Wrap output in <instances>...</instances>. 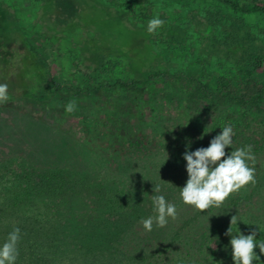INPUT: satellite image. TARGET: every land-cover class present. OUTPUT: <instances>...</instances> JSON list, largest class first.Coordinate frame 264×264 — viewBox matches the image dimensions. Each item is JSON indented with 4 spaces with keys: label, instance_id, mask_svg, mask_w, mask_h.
I'll return each mask as SVG.
<instances>
[{
    "label": "rangeland",
    "instance_id": "374dc122",
    "mask_svg": "<svg viewBox=\"0 0 264 264\" xmlns=\"http://www.w3.org/2000/svg\"><path fill=\"white\" fill-rule=\"evenodd\" d=\"M231 1L241 6L264 7V0ZM138 2H146L151 11L148 15L156 13L159 18H171L178 25L174 28L178 31L176 36L168 34L162 39L158 30L155 31V52L159 57L153 63L155 53L152 51L150 33L138 28V24L132 21L129 23L122 10L116 9V12L109 8L107 10L110 13H105L95 7L96 0H0L1 26L5 31L10 30L11 25L17 28L11 33L13 55L4 46L5 53H9L4 56L8 64L3 69L5 75L0 69V83H7L9 88L15 90V70L12 71V67L15 65L16 68L22 61L21 58H27V54L19 51L17 46L25 38H29L30 43L40 52V57L47 61L50 78L59 85L57 94L51 99L36 101L19 96L16 101L0 105V171L7 174L9 179L11 176L14 179L26 174L60 177L55 182L63 186V190H77L75 197L72 193L64 195L68 197V201L63 210L68 209L70 212L74 209L78 218L85 208H94V199L90 202L87 201L88 198L84 200V206L74 202L81 197L82 189L87 183L91 185V193L104 189L117 196L136 192L140 197H145L155 185H159L161 190L173 187L179 191V194L174 192L175 199L171 190L164 197L167 202L176 206V218L169 217L167 226L163 228L157 227L155 223L153 226L157 231L155 237L159 239L160 235L169 237L172 232L180 231V226L185 223L184 232L178 238L180 248L179 251L176 250L174 264H234L233 256H212L211 237L207 241H201L196 234L209 227L215 215H220L222 219L227 217L229 223L232 216L237 214L226 207L233 203L239 204L240 208L245 206L247 197L251 195V187L255 184L245 185L231 193L222 205L213 204L201 212L195 206L184 204L180 197V188L185 186L188 179L187 162L183 156L186 151L208 147L210 141L220 134L222 127L231 126L234 132L233 142L225 150L226 154L230 155L233 150L244 148L242 143L245 140H252L247 146L252 147L255 161L250 160L248 163L255 171L264 173V99L242 105L234 99L222 96L209 100L204 94L198 93L191 79L199 78L215 92L217 79L233 71H230L228 54L227 58L222 57L224 54L216 56L212 49L210 54L205 47L207 40L198 31L205 28L207 20L195 7L199 6L201 11L210 7L223 13L222 22L215 29L208 30L207 34L211 33L216 38L223 39L238 25L243 31L257 35L254 45L258 48H255L256 53L262 55L263 60L255 70L252 80L246 79V85L235 93L240 96L256 93V85L260 86L264 80V13L245 15L214 0ZM141 16H138V22L142 21ZM81 25L87 26L89 40L86 44L91 51L100 49L103 52L127 56L132 70L138 75L142 74L141 69H148L152 65L167 72L179 73L181 78L172 80L171 83L161 80L152 88L144 87L146 91L136 97L128 91L114 94L110 88L75 92L70 87L87 86L82 83L83 74L99 67L97 57L87 48L83 64L80 62L76 67L70 66L68 59L54 60L50 54V44L57 45L62 42L67 46L69 42L63 40V36L58 43L54 39L48 41V36L60 35L61 29ZM80 30L82 33H76L79 42L84 38V29ZM220 49L225 47L222 45ZM60 51V56L65 54L63 49L60 48ZM114 72L123 73L125 78L129 76L128 70ZM102 85H107V81H103ZM73 100L76 104L75 110L67 113L65 106ZM120 123L125 124L124 129ZM118 129L122 130L119 132ZM137 135L145 139L142 152L134 151L125 143L127 139L124 137ZM19 192L23 193L24 190L20 189ZM59 194L61 193L58 192L57 195ZM262 195L264 192H259L254 197V203L264 207ZM39 196L35 195L32 200L37 202ZM84 197L85 195L82 198ZM49 204L55 207L57 202L52 200ZM115 204L122 206L119 200ZM29 205L32 206L33 203L26 204L25 207ZM146 207L152 212L149 216L136 220L139 230L142 219L156 215L149 203ZM222 207L226 216H222L223 212L219 210ZM37 210L24 213H28L30 219H36L37 213H43V209ZM258 219L264 221V213L259 214ZM237 223V234L245 235L246 232L254 231L246 224V218L241 221L237 215ZM144 230L141 229V232ZM135 234L132 235V240L128 241L127 234L121 239L124 252L132 251V246L142 241V234ZM196 239L202 244L195 245L198 243ZM139 253L144 254L143 250ZM71 256L68 253L65 258L70 260ZM69 263L63 258L62 264ZM253 264H257L256 261Z\"/></svg>",
    "mask_w": 264,
    "mask_h": 264
},
{
    "label": "trees",
    "instance_id": "16d2710c",
    "mask_svg": "<svg viewBox=\"0 0 264 264\" xmlns=\"http://www.w3.org/2000/svg\"><path fill=\"white\" fill-rule=\"evenodd\" d=\"M214 1L245 15L264 13V7L262 6H241L231 0ZM96 4L97 6L95 7L103 10L105 13H110L107 10L109 8L116 12H118L116 9L122 10V13L129 19V23L132 21L138 24V28L146 31L148 22L157 16L156 13H153L151 16L148 15L151 12L149 6L146 5V2L140 4L138 0H96ZM189 6L190 9H193L192 5ZM152 8H154V5ZM195 8L199 9L200 15L207 20V23L204 25L205 28L199 30L198 33L204 37L203 39L207 40L205 47H207L208 52L211 54L212 49L216 56L224 54L222 56L223 58H227L226 55L228 54L230 56L229 62L231 63L230 71H233L217 79V89L215 92H212L199 78L191 79L198 93L200 95L201 93L204 94V97L209 100L222 96L227 99H234L242 105L261 102L264 99V80L260 86L256 85L257 92L254 94L241 96L235 94L238 92V89L246 85V79L252 80L255 70L260 67L263 60V56L256 53L258 48L254 45L257 40V35L247 33L243 31L244 29L241 26L236 25L226 38H216L211 33L207 34L206 32L215 29L219 25V22L224 18L222 11L217 12L210 7L202 9L203 11L200 10L199 6ZM138 16L142 17V21H137ZM160 19L164 21V24L157 30L162 39L167 37L168 34L171 36L178 34V31L174 29L178 27L177 23H174L171 18L166 19L160 17ZM86 27L85 25H81L64 30L61 29L60 35L48 36V41L54 39L58 43L59 39L63 36L62 39L69 42L67 46L65 43L62 44V42L57 45L50 44V54L54 60L57 59L59 61L58 59H64L67 61L68 59L67 62L72 67H76L80 62L83 64L82 62L86 58L85 49L89 47L86 44V41L89 40ZM9 28L10 30L5 31V28L0 24V69L2 72L8 64L4 59L5 54L10 53L13 55L14 53V48L11 47L13 45L11 33L17 28L15 25H11ZM81 28L84 29L82 34L84 38L79 42L77 36L80 33L77 32H81ZM8 32H10L9 36H6ZM154 33L150 34L152 51L155 53V58L152 63L159 57L155 52L156 46L154 42L156 40H154ZM222 45L225 47L223 49L224 51L220 49ZM4 46L8 47L9 53H5ZM17 47L19 51L27 54V58H21L22 61L19 62L16 68L13 65L12 71L15 70L13 79L15 90L8 87V100L7 102H0V105L16 101L19 96L36 101L55 97L59 85H56L54 80L50 78V74L47 71V61L40 57L38 49L30 43L29 38H25V41ZM53 47L54 49H52ZM60 48L63 49L64 55L60 56ZM87 50L97 57L99 67L96 70L93 69L83 74L82 83L87 86L70 87L75 92L83 89L92 92L94 90H101L102 88H110L113 89L114 94L128 91L133 94V97H136L142 94L143 91H146L144 87L152 88L160 83L161 80L171 83L172 80L181 78V74L179 73H174L173 71L167 72L152 65L148 69H141L140 72L142 74L138 75L132 70L131 61L127 60L128 58L125 55L113 54L107 51L103 52L100 49L91 51L88 48ZM206 58L208 57L206 56ZM115 70H128L129 76L125 78L123 77V73L116 74L114 72ZM3 75H5L4 72ZM103 81H107V85H102ZM124 128L125 124H123ZM118 130L120 132L122 129ZM124 138L127 139L125 143L129 147H132L134 151H144L145 139L141 135ZM250 141L252 140H245L242 144L247 146V144H250ZM248 162L250 160L246 163L248 167L252 168V165ZM58 178L60 177L56 175H46L43 177L41 174H26L25 176L20 175V178L15 177L14 179L11 176L9 179L7 174L0 171V199L2 201L0 203V246L6 242L9 233L16 228L20 229V239L17 244L18 256L15 264H62L63 258L65 261H69V264L175 263V253L180 248L178 238L184 232L185 223L180 226V231L176 230L172 232L169 237L160 235V238L157 239L155 237L157 235L156 227L153 226L151 232H147L146 230L141 232L143 227L140 224L139 230L136 221L138 218L147 217L151 214L152 211L146 207L148 203L150 208L154 210L152 202L153 195L165 196L171 190L175 199V193L179 194V191L175 190V188H168L166 186L167 188L165 190L162 189L158 193L152 190L151 192H147L145 197H140L136 192L129 195L123 194L117 196L114 193H108L104 189H98L95 193H91V185L87 183L82 189L81 197L77 198L74 202L80 206H84L87 198L88 202L94 199V208L91 210L89 207L87 209L85 208L84 213L78 218L76 217L77 214L74 213V209H71L70 212L67 211L68 209L63 210L68 201V197L64 195L72 193L75 197L77 190L73 188L63 190V186L61 187L60 184L55 182ZM254 181L255 185L251 187V195L247 197V203L243 202L246 204L245 206H241L240 208L239 204L236 205L233 203L235 205L228 204L229 206L226 208L230 212L240 216L241 221L246 218V224L254 229L257 233L256 240L260 242L264 241V221H259L258 215L264 213V207L263 205L260 206L254 203V197L259 192H264V173H259L256 170ZM20 189L24 190V192H19ZM58 192L61 194L57 195ZM37 194L40 196L37 202H34L32 198ZM83 195H85L84 198H82ZM262 196L264 197V195ZM52 200L57 202L55 207L49 204L50 201L52 203ZM117 200H119V203H122V206L115 204ZM30 203H33V205L25 207L26 204ZM38 208L43 209V213H37L36 219L33 217V219H30L28 213H24L31 210L32 212H37ZM219 210L223 212L222 216H226L223 211L224 207ZM227 219V217L222 219L220 215H215L211 219V225L196 234L197 239L201 241H207L211 237L212 256H216L217 254L223 255L224 257L232 256L230 243L232 237L225 234L231 223V220L228 223ZM237 224L232 226L233 235H237ZM125 234H127L128 241L129 239H133V234H142V241L136 246L131 245L133 248L132 251L124 252L122 250L123 245L121 244V239ZM249 234L251 232H246L245 235ZM197 239L196 242H198ZM151 243L155 246L151 245V247ZM201 244L198 242L195 245ZM142 250L144 254L139 253ZM255 252L260 257L256 263L264 264V255L260 254L258 247L255 249ZM68 253L72 255L70 260L65 258Z\"/></svg>",
    "mask_w": 264,
    "mask_h": 264
},
{
    "label": "clouds",
    "instance_id": "9594fccd",
    "mask_svg": "<svg viewBox=\"0 0 264 264\" xmlns=\"http://www.w3.org/2000/svg\"><path fill=\"white\" fill-rule=\"evenodd\" d=\"M164 21L155 16L148 22L147 31L151 34L162 27ZM8 100V84L0 83V102ZM75 101H70L65 106L67 113L75 110ZM220 134L215 136L208 147H201L195 151H186L183 158L186 160L188 179L184 187L180 188V197L184 204L195 206L204 212L215 204L220 206L230 196L245 185L254 183L255 168L248 167L247 161H255L252 155V147L245 146L233 150L230 155L226 149L232 145L234 135L231 126H224ZM159 185H155L153 191L160 192ZM152 202L156 215L142 219L140 223L147 232L153 230V224L157 227H165L168 218L177 216L176 206L166 201L163 195H153ZM237 224V215L232 216L230 227L225 233L231 236V247L234 264H253L260 257L255 249L258 247L260 254L264 255V241L257 242V233L253 231L249 235L232 234V226ZM20 239V229L16 228L9 233L6 242L0 246V264H15L18 256L17 244Z\"/></svg>",
    "mask_w": 264,
    "mask_h": 264
}]
</instances>
